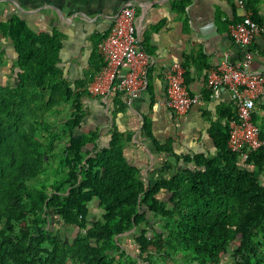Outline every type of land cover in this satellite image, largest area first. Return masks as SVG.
<instances>
[{"label": "trees", "instance_id": "trees-1", "mask_svg": "<svg viewBox=\"0 0 264 264\" xmlns=\"http://www.w3.org/2000/svg\"><path fill=\"white\" fill-rule=\"evenodd\" d=\"M243 1L264 38L263 0ZM190 2L172 0L185 23ZM0 31L16 53L0 84V264H264V148L244 158L228 147L237 105L220 107L210 128L215 153L178 152L145 117L147 137L166 158L148 179L126 155L131 133L113 125L101 145L99 128H84V100L101 67L71 81L61 66L62 32L37 31L19 16L1 21ZM253 119L264 138L256 110ZM94 201L102 211L90 223Z\"/></svg>", "mask_w": 264, "mask_h": 264}, {"label": "crops", "instance_id": "crops-1", "mask_svg": "<svg viewBox=\"0 0 264 264\" xmlns=\"http://www.w3.org/2000/svg\"><path fill=\"white\" fill-rule=\"evenodd\" d=\"M131 2L144 47L152 57L149 71L152 93L145 91L132 106L123 93L114 92L106 100L91 95L84 100L88 111L84 128L87 131L99 128L97 143L101 145L109 144L113 125L131 133L126 155L132 164L143 168L146 178L152 179L157 176L153 170L165 157L155 152L144 131L145 117L151 120L155 137L162 142L171 141L178 152L215 153L210 128L221 116L220 107L233 108L236 102L226 89L218 96L206 98L207 92L210 93L207 82L211 70L226 61L239 66L243 60L244 49L233 41L228 27L229 22L248 14L239 0H191L184 15L186 23L173 9L172 0H0V22L19 16L37 31L62 32L65 38L61 66L73 80L68 79L75 81L91 65L101 67L104 60L98 43L109 34L114 18ZM261 12L264 14V0ZM253 45L259 50L255 67L264 72L263 36ZM15 56L11 40L0 31V84L11 72ZM186 61L188 90L192 95H200L201 101L179 115L163 103L165 72L173 63ZM127 69L123 65L119 76L123 77ZM256 113L258 121L264 122V95L257 102ZM227 121L221 119L223 124ZM259 177L264 184V172Z\"/></svg>", "mask_w": 264, "mask_h": 264}, {"label": "built area", "instance_id": "built-area-1", "mask_svg": "<svg viewBox=\"0 0 264 264\" xmlns=\"http://www.w3.org/2000/svg\"><path fill=\"white\" fill-rule=\"evenodd\" d=\"M239 4L243 7L244 1L239 0ZM228 27L233 41L244 49L243 60L239 66L226 61L221 67L211 70L207 85L211 95L218 96L226 89L236 102L238 119L229 123L228 147L232 151H242L246 158L250 152L264 148L261 128L253 119L257 102L264 95V72L255 67L259 50L253 47L255 40L262 35L263 26L254 21L248 12L241 21L229 22ZM99 51L104 63L89 85L90 93L104 100L114 92L123 93L132 106L134 100L147 89L152 65V57L139 33L134 3H129L114 18L109 34L99 44ZM123 65H127L128 69L120 77ZM184 73L181 62L173 63L165 72L166 98L163 103L179 115L201 101L200 95L189 92Z\"/></svg>", "mask_w": 264, "mask_h": 264}, {"label": "rangeland", "instance_id": "rangeland-1", "mask_svg": "<svg viewBox=\"0 0 264 264\" xmlns=\"http://www.w3.org/2000/svg\"><path fill=\"white\" fill-rule=\"evenodd\" d=\"M72 76L71 75H68V78L69 79H71V80H73L72 78H71ZM62 108L63 109H68L69 110V108H70V106L69 105H67V104H65V105H62ZM73 109V108H72ZM69 115V113L67 112V113H62V115H59L58 116V121L59 122H62L67 116ZM263 122V121H262ZM262 122H260V124H262ZM178 150L179 151H181V148H178ZM184 153V152H183ZM172 165L173 166H175L176 165V163H175V161L173 160L172 161ZM164 174H167V173H164ZM90 207H91V210H92V214H90V216H91V218H90V223L93 221L92 220V217H100L101 216V209L99 208V206L97 205V203L94 201L91 205H90ZM53 220H52V222L50 223V228H52V229H56L57 228V220H56V218L53 216ZM78 232V228L76 229L75 228V230H72L71 232H70V234H72V236L73 235H75L76 233ZM122 248L123 249H125V250H127L129 253H131V254H135L134 253V250H133V248H132V246H130V244H122ZM160 264H174V262L173 261H171V260H162V259H160Z\"/></svg>", "mask_w": 264, "mask_h": 264}]
</instances>
